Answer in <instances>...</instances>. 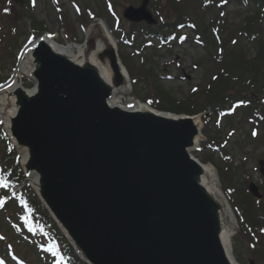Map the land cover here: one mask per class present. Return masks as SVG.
Returning a JSON list of instances; mask_svg holds the SVG:
<instances>
[{
  "label": "water",
  "instance_id": "obj_1",
  "mask_svg": "<svg viewBox=\"0 0 264 264\" xmlns=\"http://www.w3.org/2000/svg\"><path fill=\"white\" fill-rule=\"evenodd\" d=\"M147 3L124 16L155 23ZM67 46L42 33L25 48L19 73L0 87V122L25 183L76 254L86 264H240L223 250L226 227L234 235L239 225L217 170L207 164L217 187L209 194L205 165L193 154L206 140L207 112L176 114L139 100L124 106V98L112 105L117 90L132 85L99 18L82 43ZM250 190L263 197L256 185Z\"/></svg>",
  "mask_w": 264,
  "mask_h": 264
},
{
  "label": "rangeland",
  "instance_id": "obj_2",
  "mask_svg": "<svg viewBox=\"0 0 264 264\" xmlns=\"http://www.w3.org/2000/svg\"><path fill=\"white\" fill-rule=\"evenodd\" d=\"M155 1L157 4L153 5L152 1L148 0L147 10L160 22L162 19L157 11L160 6L158 1ZM143 2L144 0H35L34 5L30 4L32 9H28L25 1L22 4H15L14 0H0V81L6 83L7 79L14 75L23 49L35 34L50 32L58 43L65 46L73 41L81 42L86 24L93 15L99 17L114 32L121 58L127 57V61L132 59L129 63L130 67L127 68L131 78L136 82L133 84L132 94L128 95L130 99L143 102L148 99L155 102L157 86L177 100L186 99L197 88L200 93L204 92L208 82H211L212 76L218 70L214 61L215 47L211 45L210 48H205L204 42L198 43L194 38L196 32L190 27L178 30L176 28L180 36L172 38L167 45L160 43L157 38H144L141 32H137L136 47L138 49L152 48L143 53L149 55L151 61L145 63L144 67L143 60L138 57L135 49L131 45L123 44L122 27L131 30L133 25L124 18V10L129 6L139 8ZM111 3L121 18L122 26H117L116 19L110 12L109 4ZM181 8L195 20L198 18L199 21H196L201 25H208L210 20L218 16L227 19L230 25H234L241 23L246 15L254 13V5L250 9L245 5L231 3L223 9L212 8L206 15L207 20L202 22L200 17L202 13L198 12L196 6L181 5ZM34 22L41 23L45 30L38 32V29L34 28ZM262 27L264 29V22ZM204 39L206 38H201L202 41ZM150 43L153 45L147 46ZM240 44L238 49L240 50L239 47L242 46L246 54H253L256 50L255 45L246 40H241ZM142 67L153 69L155 77L145 78ZM24 81L26 87H32L31 80L24 79ZM239 113L240 111L236 110L232 126L227 124L226 115L219 119L213 111L208 114V119L211 121L206 119L205 135L209 132L211 136L219 139V144L221 140H226L224 145L228 155L226 159L220 154V150L215 149V146L210 147L206 144H202L203 149L195 155L201 162L213 163L218 168L216 170L221 186L235 206L236 213L241 215L243 208L241 201L237 199L240 196L247 198V203L252 210L260 215V224L263 229L254 231L255 238L252 239L242 226L232 242L234 254L241 264H251L252 260L254 264H264V175L260 172L259 166L260 160L264 161V140L261 139L264 127L261 125L260 138H253L251 129L254 125L251 118L240 116ZM253 182L263 195L260 202L254 201V198L248 194L249 185ZM8 226L14 229L7 217L0 213V233L8 234L9 240L16 244L17 252L30 264H36L34 250H31L26 239L16 242Z\"/></svg>",
  "mask_w": 264,
  "mask_h": 264
},
{
  "label": "trees",
  "instance_id": "obj_3",
  "mask_svg": "<svg viewBox=\"0 0 264 264\" xmlns=\"http://www.w3.org/2000/svg\"><path fill=\"white\" fill-rule=\"evenodd\" d=\"M151 1L153 5L157 4L155 0ZM157 1L160 6H158L160 9H157V11L162 21H158L155 25L133 24L131 30L125 29L126 40L135 42V38H138L137 32L163 40L170 34H174L179 25H189L196 32L197 39L201 41V38H206L203 40L205 48H210L211 45L215 47L214 61L218 70L212 76L211 82H208L207 89L204 92L200 93L197 88L191 96L184 100L175 99L157 86L155 88L157 96L154 98L157 101L153 104L163 110L187 114H196L210 107L216 115L219 114V111L230 106L235 110L239 109L240 116L253 118L258 124L262 123L264 127V29L262 27L264 22V0ZM25 3L28 9H32L30 6L31 0H25ZM231 3L239 6L245 5L250 9L254 5V13L246 15L241 23L234 25H230L228 20L223 19L221 16L210 20L208 25H201L196 21H199L198 18L195 20L194 17L187 15L185 11L183 12L181 8V5L188 6L191 4L196 6L198 12L202 13V16H200L201 21L205 22L207 20L206 15L209 14L212 8L223 9ZM34 28L38 29V32L45 30L42 24H38V22H34ZM241 40H246L255 45L256 50L253 54L244 53L242 46L239 47L240 50L238 49ZM134 44L132 45L134 46ZM139 55L140 59L143 60V67L145 63L151 62L149 55H142V51ZM125 59L127 60V57ZM143 71L145 78L155 77L153 69L143 68ZM233 123V117H228L227 124L232 126ZM208 136L212 142L215 141L213 136H210V134ZM2 143H4L3 146ZM24 178L16 152L0 125V203L4 201L10 191L24 181ZM4 184H7V187ZM237 199L241 201V207L243 206L239 216L243 220L242 226L245 232L247 231L251 235V231H259L263 227L260 224V215L252 210L247 203V198L238 196ZM0 213H3L8 221L13 224L14 229L10 226L8 228L11 230L16 242L22 241L24 238L31 250H34L33 255L36 264H52L50 259L54 255L61 254L70 264H83L57 230L56 225L30 187L25 186L13 198L7 200L3 204ZM26 219L30 226L38 228L40 231L33 230L34 228L33 231L31 229L26 230L24 226ZM40 227L47 230L48 233H44V230ZM55 239L59 244L55 245V251L52 255L50 250L43 249L42 244L49 243L53 245L57 242ZM8 246L6 236L4 239L1 238L0 256L6 262H10L12 258L8 255L10 250V246Z\"/></svg>",
  "mask_w": 264,
  "mask_h": 264
},
{
  "label": "bare ground",
  "instance_id": "obj_4",
  "mask_svg": "<svg viewBox=\"0 0 264 264\" xmlns=\"http://www.w3.org/2000/svg\"><path fill=\"white\" fill-rule=\"evenodd\" d=\"M69 46H65V50L66 51H70V49L72 50L73 48L71 47L70 49L68 48ZM19 73V71L17 70L15 73H14V77ZM24 77V76H23ZM130 93V89L128 88V86L124 85L122 87H120L117 92L115 93L114 95V99L110 101V103L112 105H116L118 104L119 100L124 98L126 100V103L124 104V106L126 104H129V103H132L134 102L132 99H130L128 97ZM121 104H119L118 106H120ZM137 105V103H136ZM123 107V106H121ZM137 107H139L137 105ZM204 164V163H203ZM204 168H205V172H206V175L203 176L201 178V185L203 186V188L209 193H215L217 192V187H216V179L214 178V175H212V170L210 168L209 165L207 164H204ZM217 195V194H216ZM233 230L231 228L226 227V231H225V235L223 237V250L228 252V251H232L233 255H234V251H233V245H232V241H233ZM231 246V247H230ZM235 257V256H234ZM235 260L237 261V259L235 258Z\"/></svg>",
  "mask_w": 264,
  "mask_h": 264
},
{
  "label": "snow or ice",
  "instance_id": "obj_5",
  "mask_svg": "<svg viewBox=\"0 0 264 264\" xmlns=\"http://www.w3.org/2000/svg\"><path fill=\"white\" fill-rule=\"evenodd\" d=\"M5 187H7V184H4Z\"/></svg>",
  "mask_w": 264,
  "mask_h": 264
}]
</instances>
